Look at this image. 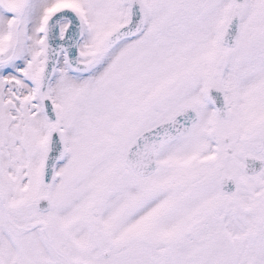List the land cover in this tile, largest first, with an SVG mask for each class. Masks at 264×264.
Listing matches in <instances>:
<instances>
[{"label": "snow or ice", "instance_id": "snow-or-ice-1", "mask_svg": "<svg viewBox=\"0 0 264 264\" xmlns=\"http://www.w3.org/2000/svg\"><path fill=\"white\" fill-rule=\"evenodd\" d=\"M0 264H264V0H0Z\"/></svg>", "mask_w": 264, "mask_h": 264}]
</instances>
